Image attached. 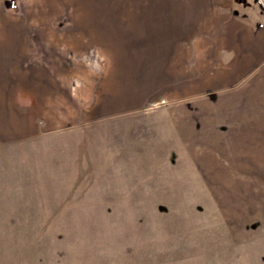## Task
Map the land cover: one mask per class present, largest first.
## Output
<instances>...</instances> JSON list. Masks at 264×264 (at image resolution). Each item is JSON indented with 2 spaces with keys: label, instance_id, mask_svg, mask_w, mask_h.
Instances as JSON below:
<instances>
[{
  "label": "rangeland",
  "instance_id": "1",
  "mask_svg": "<svg viewBox=\"0 0 264 264\" xmlns=\"http://www.w3.org/2000/svg\"><path fill=\"white\" fill-rule=\"evenodd\" d=\"M177 1L0 0V264H264L262 148L222 153L113 23Z\"/></svg>",
  "mask_w": 264,
  "mask_h": 264
},
{
  "label": "crops",
  "instance_id": "2",
  "mask_svg": "<svg viewBox=\"0 0 264 264\" xmlns=\"http://www.w3.org/2000/svg\"><path fill=\"white\" fill-rule=\"evenodd\" d=\"M113 9L118 33L129 37L125 58L137 81L157 82L158 98L189 103L218 123L213 130L223 139L222 153L227 147L247 152V139L264 152V6L258 0L121 3Z\"/></svg>",
  "mask_w": 264,
  "mask_h": 264
},
{
  "label": "built area",
  "instance_id": "3",
  "mask_svg": "<svg viewBox=\"0 0 264 264\" xmlns=\"http://www.w3.org/2000/svg\"><path fill=\"white\" fill-rule=\"evenodd\" d=\"M264 6V0H258Z\"/></svg>",
  "mask_w": 264,
  "mask_h": 264
},
{
  "label": "trees",
  "instance_id": "4",
  "mask_svg": "<svg viewBox=\"0 0 264 264\" xmlns=\"http://www.w3.org/2000/svg\"><path fill=\"white\" fill-rule=\"evenodd\" d=\"M13 3H14V5H15V0H13ZM11 6V5H10Z\"/></svg>",
  "mask_w": 264,
  "mask_h": 264
}]
</instances>
